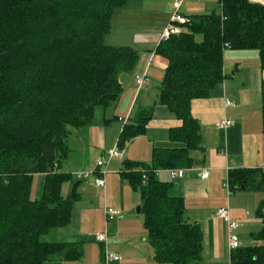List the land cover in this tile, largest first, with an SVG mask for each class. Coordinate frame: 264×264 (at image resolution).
<instances>
[{
    "label": "trees",
    "instance_id": "16d2710c",
    "mask_svg": "<svg viewBox=\"0 0 264 264\" xmlns=\"http://www.w3.org/2000/svg\"><path fill=\"white\" fill-rule=\"evenodd\" d=\"M221 10L187 15L186 30L162 40L157 53L168 60L158 103L182 120L170 131L173 145L155 147L150 162L124 161L120 170L139 191L145 226L158 260L198 264L204 233L186 216L173 182L157 172L190 168L203 148L201 125L192 115L194 99L206 98L225 79L227 48L259 51L264 69V4L219 0ZM129 0H0V264H46L77 260L83 247L44 239L72 221L82 183L63 170L73 129L92 124L98 108L114 105L124 86L121 75L140 59L132 45H111L112 18ZM153 108L141 110L121 130L125 148L146 132ZM264 132V80L262 82ZM44 174L42 194L32 196L36 176ZM144 175L146 179H144ZM71 191L63 195V185ZM231 191H264V168L229 171ZM256 217L259 243L231 250V264H264V199ZM242 243V242H241Z\"/></svg>",
    "mask_w": 264,
    "mask_h": 264
},
{
    "label": "crops",
    "instance_id": "0c3cea01",
    "mask_svg": "<svg viewBox=\"0 0 264 264\" xmlns=\"http://www.w3.org/2000/svg\"><path fill=\"white\" fill-rule=\"evenodd\" d=\"M186 1L182 12L189 15L192 12ZM251 1L264 4V0ZM172 12V0H131L129 6L114 14L112 31L107 35L106 42L109 39L111 45H132L139 50L140 59L133 71L121 75L124 91L120 99L110 106L111 109L98 108L91 125L72 130L69 155L74 152L76 155L67 157L64 171L74 174L80 170H75L79 165L83 170L94 165L92 170H95V164H90L91 158L95 155V160L100 158L102 153L99 151L116 145L127 122H132L141 110L151 107L152 118L146 132L122 148V158L110 161L105 174L106 186L100 188L95 185L96 173L82 179L78 188L81 197L75 203L72 221L66 226L53 228L44 236L51 242L80 243L82 256L77 260L54 259L46 264H170L156 258L145 218L133 212L135 206L141 203V194L121 176L120 170L124 168L126 159L150 162L155 147L174 144L170 131L182 125V120L168 106L158 103L168 60L157 53L156 48ZM224 72L225 79L221 85L215 87L208 97L194 99L191 103L192 115L201 125L203 145L202 149L193 152L195 164L184 168L183 177L172 178L168 169L158 171L161 174L168 171L170 180H164L173 182L172 194L184 198L187 219L202 227L203 252L198 264H231L227 224L217 216L221 207H229L232 217L240 221L237 233L241 242L262 227L256 210L264 199V191L243 188L228 193L225 186L230 170L264 164V69L259 51L227 48L224 52ZM140 73L150 77L148 87L136 86L135 75ZM226 98L234 105H226ZM224 118L233 123L227 129H220L217 122ZM203 169L210 170L207 179L201 178ZM160 175L158 178L163 180ZM38 176L42 177V188L34 197L42 194L45 181V175ZM90 178L93 180L88 181ZM107 205L119 208L121 215L108 221ZM100 231L108 232L106 242L98 241L96 234ZM106 249L121 253L122 259L106 262Z\"/></svg>",
    "mask_w": 264,
    "mask_h": 264
},
{
    "label": "built area",
    "instance_id": "2783aa9c",
    "mask_svg": "<svg viewBox=\"0 0 264 264\" xmlns=\"http://www.w3.org/2000/svg\"><path fill=\"white\" fill-rule=\"evenodd\" d=\"M184 0H172L173 12L171 14V18L169 23L163 28L161 32L160 40H167L171 36L179 35L186 30V24L189 23V17L182 12V5ZM150 77L145 73H140L135 75V84L138 88L148 87L150 85ZM226 105H234V102L228 98L225 100ZM232 121L230 119H221L217 122V126L220 129H227L232 125ZM123 152L117 146L108 151V157L97 158L95 160V170L91 171H76L74 176L79 180H84L90 177L92 173H96L97 177L94 180V183L97 187L104 188L106 186V178L105 174L108 172V165L110 161L114 158H122ZM264 168V164L261 165ZM170 176L172 178L183 177L185 173L184 168H170L168 169ZM158 173V172H157ZM210 175L209 169H203L201 171V178L207 179ZM144 179L146 176L144 175ZM227 186L229 188V183L227 182ZM229 192H231L229 188ZM122 211L119 208L113 207L111 205H107L106 207V217L108 221L114 220L121 215ZM217 216L223 219L228 228V243L230 251L238 248L242 245L240 237L237 233V229L240 226V221L233 218L231 215V211L229 207H221L217 211ZM107 231H100L96 234L98 241L106 242L108 237ZM122 259V254L115 251H110L106 249L105 252V261H120Z\"/></svg>",
    "mask_w": 264,
    "mask_h": 264
},
{
    "label": "rangeland",
    "instance_id": "374dc122",
    "mask_svg": "<svg viewBox=\"0 0 264 264\" xmlns=\"http://www.w3.org/2000/svg\"><path fill=\"white\" fill-rule=\"evenodd\" d=\"M130 1L131 0H129L128 6L130 5ZM187 4H189V7H190L189 11L192 12V13H189V15L205 14V13H208V12H212L213 10H215V11H220L221 10V4L218 2V0H187L186 1V6H187ZM198 7H200V9ZM107 43L110 44L109 43V39L107 40ZM110 109H111L110 107L107 108L108 111ZM115 147H117V143L113 147L107 148L105 151L104 150L99 151L100 153H102V155H100V158L106 159L108 157V151L110 149H112V148H115ZM120 149L122 150V148H120ZM74 155H76L75 152L73 154L69 155V158L75 157ZM77 156H78V154H77ZM95 158H96V155L91 158L90 164H95ZM114 159H116V158H114ZM116 161L117 160L112 161L113 164H115ZM67 162H68V160L67 159H64V162H63V170L66 169V163ZM93 166L94 165H91V167L85 168L84 170L91 171ZM75 168H76L75 170L80 169L81 171H84L83 169H81L82 168L81 165H79V166H77ZM72 170H74V169H72ZM166 172L167 173H164L163 172L164 174H161V173L158 172L157 176L161 174L160 177H162L163 180L164 179L170 180L169 179V175H168V171H166ZM41 175H44V174H41ZM41 179H42V177H39V176H36V178H35L34 186H33V190H32L33 191V194H32L33 197L36 196V192L41 191V188H42L41 187ZM89 180H93V179L90 178V179H88V181ZM70 186H71V181H68V182L65 183L64 188H63V194H65V196H68L69 195V193L71 191L70 190ZM225 186H226V189H227V191L229 193V188L227 186V181L225 182ZM262 195H264V194H262ZM141 204H142V199H141V203H138L135 206L133 212H135L136 215H140V217H144L145 218L144 212H142V211L139 212L138 211V208H139V206ZM242 242H243V245L244 246L255 245V244H258L259 243V241L258 240H255V238L253 236H251L249 239H245Z\"/></svg>",
    "mask_w": 264,
    "mask_h": 264
},
{
    "label": "water",
    "instance_id": "95a60500",
    "mask_svg": "<svg viewBox=\"0 0 264 264\" xmlns=\"http://www.w3.org/2000/svg\"><path fill=\"white\" fill-rule=\"evenodd\" d=\"M142 208V205L139 206L138 210H140Z\"/></svg>",
    "mask_w": 264,
    "mask_h": 264
}]
</instances>
